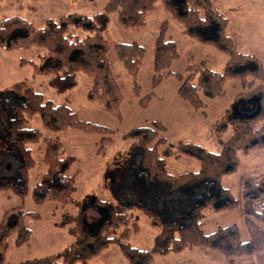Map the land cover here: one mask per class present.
Wrapping results in <instances>:
<instances>
[{
    "label": "trees",
    "instance_id": "16d2710c",
    "mask_svg": "<svg viewBox=\"0 0 264 264\" xmlns=\"http://www.w3.org/2000/svg\"><path fill=\"white\" fill-rule=\"evenodd\" d=\"M161 1L187 32H196L204 42L219 46L229 55L227 66L230 70L234 62L247 58L246 55L236 53L234 42L228 35V18L217 8L213 0ZM157 2L158 0H109L103 11L93 17L65 15L58 20H47L40 28L18 16L2 17L0 48L12 51L34 47L42 51L39 59L44 67L40 72L52 76L49 87L58 93H65L76 87L78 74H86L90 79L88 98L101 102L107 111L113 112L121 100L122 82L114 73L112 52L132 78L135 92L139 93L137 78L146 57V49L137 43H116L112 47L109 46L107 38L109 17L116 13L118 23L123 29L138 30L146 25L147 18L155 10ZM165 27L166 23L162 25L154 46L153 70L156 82L164 76L175 74L171 72L170 66L178 57L177 44L173 39L166 38ZM257 65V69L252 71L254 76L250 81V85L254 86L251 92H246L247 108L242 111V116L246 117L239 118V122L234 126L232 138L219 153L208 152L204 147L192 143L180 142L178 145L169 143L163 136L166 127L160 121H154L150 126L136 128L127 133L124 139L133 143L132 150L135 151L133 157L140 158V173L145 177V181L133 180L134 166L131 165L128 168L131 189L123 190V196L116 204L100 199L84 205L76 201L74 198L77 191L76 180L68 173L75 158L65 156L58 138L44 136L40 131L29 128L28 124L34 117L39 116L47 130L59 132L72 127L84 132L99 133L104 136L102 144L111 141L114 131L80 120L71 107L55 105L53 101L45 100L43 94L27 87L25 82L16 83L5 89L8 110H0V160L9 153H15L20 157V164L15 169L17 181L2 183L0 189L16 188L17 193L24 196L21 188L26 189L30 170L35 166L30 146L41 143L42 162L46 169L32 191L33 201L39 205L52 202L61 207L74 205L81 208L76 218V226L71 229L73 235L79 233L81 236L78 238L77 246L68 247L42 260L21 264H89L88 260L92 256H97L111 244L119 245L129 264H152L155 256L178 253L193 247L224 252L229 264L262 252L264 179L244 180L241 203L250 233V238L246 241L241 240L235 225L205 234L196 212L201 208L204 211L233 208L236 204L235 199L229 197L230 192L221 186L223 177L232 173L239 165L240 151L248 153L256 148L264 150V65L259 62ZM230 70L213 71L207 67L206 62L200 65L189 62L186 74L177 73L182 80L178 93L194 108L203 110L207 105L206 99L225 94L224 86L231 75ZM14 97L21 100V105ZM182 154L196 157L201 163V169L180 175L170 174L167 171L168 158L179 157ZM6 173L7 170H1L0 178L6 177ZM144 185L148 190L156 189V186L161 189L159 192L162 193L163 200L159 197L158 202L162 204H165L166 198L175 196L177 192L180 195L175 196L176 202L184 205L185 212L177 214V211L174 218L171 215V219H178L181 223L166 222L150 251L122 242L130 232L139 230L138 219L129 211L134 207H145L134 196L138 186L144 189ZM164 185L170 188V192H167ZM124 196L129 199L132 197L134 202L130 200L128 205L125 204L127 202L123 201ZM220 202L224 205L218 207L217 204ZM22 209L21 206L7 211L0 221V255L3 257L13 234L17 236V245L28 241L31 231L25 225V217L31 215L38 218L33 213L22 212ZM88 244L93 248L87 249L85 245ZM77 248H82V251H77ZM2 263L1 260L0 264Z\"/></svg>",
    "mask_w": 264,
    "mask_h": 264
},
{
    "label": "rangeland",
    "instance_id": "374dc122",
    "mask_svg": "<svg viewBox=\"0 0 264 264\" xmlns=\"http://www.w3.org/2000/svg\"><path fill=\"white\" fill-rule=\"evenodd\" d=\"M108 1L0 0V18L18 16L34 27L40 28L47 20H58L65 15L93 17L103 11ZM213 2L228 18V35L234 42L236 53L247 56L234 62L232 70L227 66L229 55L219 46L204 42L196 32H187L175 16L166 10L161 0H158L155 10L148 16L146 25L138 30L123 29L118 23L117 14L110 15L107 32L109 46L112 47L116 43H137L146 49V57L137 78L139 93L135 92L132 78L112 52L114 73L122 82L121 100L113 112L107 111L101 102L88 98L90 79L86 74H78L76 87L65 93H58L49 87L52 76L40 72L44 67L39 59L42 51L34 47L12 51L0 48V110H8L5 89L11 88L16 83L25 82L27 87L43 94L45 100H51L55 105L71 107L80 120L114 131L111 141L102 144L104 136L99 133L84 132L72 127L59 132L50 131L44 128L39 116L29 122V128L40 131L44 136L58 138L65 156L75 158L68 173L76 180L77 191L74 195L76 201L84 205L100 199L116 204L123 196V190L131 189V176L128 174L131 165L134 166L133 180L145 181V177L140 173V158L133 157L135 152L132 150L133 143L125 140L124 136L133 129L150 126L154 121H160L166 127L163 136L169 143L175 145L180 142L192 143L212 153H219L227 146L239 118L246 117L242 116V111L247 108L246 92H251L254 86L250 85L254 76L252 71L257 69V62L264 65V0H213ZM164 23H166L165 36L173 39L177 44L178 57L170 66L171 72L175 74L164 76L156 82L153 70L154 46ZM80 35L83 36L84 33ZM189 62L195 65L206 62L207 67L213 71L230 70L231 73L225 82V94L206 99L207 105L203 110L194 108L178 93L182 80L177 73L186 74ZM14 99L21 105L20 99L16 97ZM40 147H42L41 143L30 146L33 150L35 166L30 170L26 189L21 188L24 196H20L16 188L0 189V221L4 213L21 206L22 212L33 213L38 217L31 215L25 217V225L31 231L30 237L22 245H17V236L13 234L8 241L9 248L5 256L0 255L2 264L42 260L79 244L80 234L73 235L71 229L76 226L80 207L74 205L61 207L52 202L39 205L33 201L32 191L46 169L42 162ZM16 155L9 153L0 160V171L7 170L6 177L0 178V186L2 183L8 184L7 181H17L15 169L20 164V157ZM238 159L239 165L232 173L226 174L221 182V186L230 192L228 196L235 199L236 204L233 208H218L212 211L209 209L204 211L201 208L196 212L205 234L235 225L241 240L246 241L250 238V233L241 203L244 180L264 179V150L256 148L248 153L240 151ZM200 169V161L192 155L182 154L167 160V171L172 175L197 172ZM164 187L170 192L168 186L164 185ZM147 188L145 185L144 189L138 186L134 191L136 200L138 199V202L145 207L130 209L129 213L138 219L139 230L130 232L122 242L150 251L166 222L181 223L178 219H171V215L174 218L177 211V214L185 212L184 205L176 202L175 196L180 195L177 192L175 196L166 198L165 204H162L158 202L159 197L162 196L159 192L161 189L157 186L156 189ZM130 200L134 202L132 197L129 199L124 196L123 201L127 202L125 204L128 205ZM172 204L175 205L170 207ZM217 205L219 207L224 203L220 202ZM85 247L93 248L89 244ZM195 249L193 247L178 253L155 256L152 264H205L201 261H192L193 258L189 255L195 253ZM76 250L82 251V248ZM210 251L216 255V260L225 256L221 251ZM88 262L89 264H129L117 244L109 245L97 256H92Z\"/></svg>",
    "mask_w": 264,
    "mask_h": 264
},
{
    "label": "crops",
    "instance_id": "0c3cea01",
    "mask_svg": "<svg viewBox=\"0 0 264 264\" xmlns=\"http://www.w3.org/2000/svg\"><path fill=\"white\" fill-rule=\"evenodd\" d=\"M210 250L213 251V249H210V248L196 247L195 253L190 254L189 256L193 258L192 261H201L205 264H229L228 258L224 252L223 253L225 256L223 257V259L216 260L215 258L216 255ZM179 258H180V255H179ZM182 258H185V257L182 256ZM234 264H264V250L256 254L255 256L241 258L237 260Z\"/></svg>",
    "mask_w": 264,
    "mask_h": 264
}]
</instances>
